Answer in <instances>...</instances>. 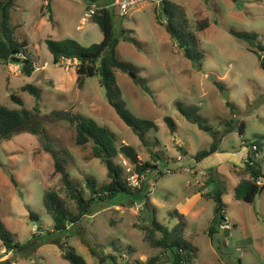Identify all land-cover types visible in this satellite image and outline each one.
Instances as JSON below:
<instances>
[{"label": "rangeland", "instance_id": "374dc122", "mask_svg": "<svg viewBox=\"0 0 264 264\" xmlns=\"http://www.w3.org/2000/svg\"><path fill=\"white\" fill-rule=\"evenodd\" d=\"M173 1L182 6L190 29L196 33L203 56L201 67L183 54L165 29L159 0H138L126 11L115 7L117 55L129 65L127 71L115 69L121 97L132 113L151 118L157 124L156 129L146 130L140 138L107 101L97 75L86 76L83 84L78 85L77 60L62 58L55 62L47 48V37H71L82 45L102 38L99 23L86 15L89 4L83 0H11L9 25L14 38L26 41L35 68L27 75L19 61L0 60V104L20 107L9 96L15 92L22 105L34 113L31 123L37 124L38 132L26 128L10 139H0V219L16 241H32L28 248L15 252L1 249L0 244V260L10 261L0 264H71L61 256L59 239L81 254L87 264H99L81 237L95 247H103L105 252L110 246L115 247L120 263L129 257L146 260L156 253L160 257L157 264H171L167 254L145 240L148 213L144 203L136 209L141 199L134 193L117 192L109 201L104 200L103 206L86 214L79 223L69 225L67 236L51 230L53 219L43 203V186H50L66 199L68 196L60 173L54 171L45 142L59 153L69 177L85 196L90 195L87 177H93L97 186L111 179L105 164L92 154V142L76 141L74 122L65 110L71 114L79 112L110 127L117 144L132 147L141 161L155 159L159 169L178 163L197 170L196 174L172 169L163 174L151 170L138 175L139 183L132 187L142 185L143 192H149L156 205V218L163 223L172 221L167 211L182 199L183 182L194 181V176L201 174L195 153L208 148L214 138L219 141L217 149L234 152H241L249 142L260 138L262 150L258 159L264 171V68L253 47L230 33V30L256 31L264 42V0ZM200 20H208L201 30L196 27ZM26 82L39 87L38 99L22 90ZM224 91L228 98L224 97ZM177 101L194 105L202 123L215 134L187 119L179 111ZM165 115L173 118L174 130L169 128ZM241 120L243 130L239 131ZM227 127H232L228 133ZM114 161L122 164L124 173L125 164L133 168L121 153ZM214 168L208 186L224 187L222 199L231 225L222 228L219 223L223 219H218L209 235L206 226L212 223L215 203L202 197L195 206L200 208L199 213L188 215L192 242L197 247L190 264H264V191L251 202L238 200L233 186L239 176L228 161L222 160ZM29 209L38 213V220L28 216ZM234 219L236 222L232 223ZM112 240L115 243L111 245ZM12 255L17 258L12 260ZM104 263L109 264L108 259Z\"/></svg>", "mask_w": 264, "mask_h": 264}, {"label": "trees", "instance_id": "16d2710c", "mask_svg": "<svg viewBox=\"0 0 264 264\" xmlns=\"http://www.w3.org/2000/svg\"><path fill=\"white\" fill-rule=\"evenodd\" d=\"M87 4L111 0H83ZM11 0H0V60L13 59L20 62L21 70L29 75L35 68V64L26 47L25 40H17L13 36V30L9 25V6ZM106 4V3H105ZM159 6L164 15V26L170 36L177 42L183 54L188 57L197 67L202 66L203 56L199 49V43L196 33L190 29L187 16L182 6L173 0H159ZM115 7L112 5L96 8L91 14V18L99 23L102 31V38L97 42H92L88 45H82L77 40L71 37L55 39L47 37L45 39L47 48L52 53L53 61L57 62L62 58L76 59L75 71L76 81L78 85L83 84L86 76L97 75L100 84L104 87L107 101L114 108L118 116L127 124L133 127L134 131L143 137V133L150 129H156L157 124L154 120L147 117H140L132 113L126 106L125 101L121 97V90L116 82L115 69L127 71L129 65L119 60L117 55L118 36L113 30V16ZM208 25V20H200L196 23L197 29H204ZM230 33L245 39L257 53L260 65L264 68V42L259 38L256 31L249 30H230ZM21 54L22 56H18ZM214 82L222 89L221 84L214 79ZM146 90H149L146 85H143ZM22 90H27L36 99L40 96V89L33 83L26 82L21 86ZM9 96L20 107H8L0 104V139H10L19 130H29L38 132L37 124L31 123L34 113L22 105V99L15 92H10ZM37 104V101L36 103ZM176 105L179 111L189 120L195 121L199 128L215 134L207 124L202 123L200 116L197 114V109L194 105H188L181 101H177ZM35 108V107H34ZM70 121L74 122L76 130V141L78 143L92 142V154L98 157L108 168V173L111 179L97 186L96 180L93 177L86 178L87 187L90 190V195H84L80 189L69 177V172L65 169L63 160L59 153L47 143L44 147L50 152L53 158L54 171L59 172L63 184L66 188L68 199L59 195V193L50 186H43V203L46 211L53 219L54 232L64 233L68 235L69 225L79 223L86 214H90L94 209L103 206L105 201L117 192H130L137 194L144 201V210L148 213V224L145 226L144 238L149 244L160 249V253L167 254L171 264H190L196 255L197 247L184 237V229L186 220L184 216L176 209L171 211L175 214L178 220L172 225L167 226L159 221L155 215V208L149 202V197L146 192H143L142 185L132 187L126 180V173L122 164L115 162L119 153L124 155L132 163L135 171L139 175H144L145 172L160 169L156 160L141 161L136 150L126 144L118 145L114 131L104 124H99L93 118L82 115L79 112L69 113ZM164 119L171 130L175 129V122L169 115H165ZM232 127H227L226 132ZM238 130H243V121H239ZM219 141L214 138L208 148L200 149L195 153V159L200 160L202 157L214 151L218 146ZM255 143L257 151L262 149V141L260 138H255L248 145ZM153 151L150 152L152 156ZM259 157L253 158L247 154L245 159L243 172L246 176H242L234 186V197L239 200L252 201L257 193L264 188L262 184H257L258 177H264V172L261 169ZM123 172V173H122ZM12 182H16L13 176L10 177ZM210 194L214 200L212 223L209 224L207 232L212 235L215 230V223L218 219H223L224 215L222 208L224 202L222 200V187L213 188ZM105 200V201H104ZM72 201V203H71ZM73 204V206H72ZM28 216L33 220H38L39 215L36 211L29 209ZM39 227V225H37ZM80 237V235H79ZM81 241L87 246L90 253L98 258L99 264H105V259H108L109 264H157L160 257L154 253L146 260L125 258L122 263L117 260V255L114 253L115 247H109L107 252L103 247H95L83 237ZM115 241H111V245ZM0 244L5 250L15 252L28 248L32 241L19 242L14 239L13 233L5 226L0 219ZM61 246V256L67 259L71 264H87L85 258L77 253L72 246L64 245V242L59 239ZM105 247V246H104ZM12 260L17 258V255H12ZM1 263H9V258L0 260Z\"/></svg>", "mask_w": 264, "mask_h": 264}, {"label": "crops", "instance_id": "0c3cea01", "mask_svg": "<svg viewBox=\"0 0 264 264\" xmlns=\"http://www.w3.org/2000/svg\"><path fill=\"white\" fill-rule=\"evenodd\" d=\"M229 131H231V130H228L226 133H228ZM218 146H219V143H218ZM218 146H217V148H218ZM217 148L214 151H212L211 153L202 157L200 160H196L197 165L200 166V171H199L201 173L200 176H197V175L194 176V181L185 180L183 182L182 187L185 190V193H184L182 199L178 200L175 203L174 208H171L167 211L168 215L172 218V221L170 219H168L169 224L165 223L169 227L172 226L178 220L177 215L171 214L170 213L171 211L176 209L179 213H181L184 216V218L186 220V226L184 229V237L186 239H188L190 242H192V232L193 231H191L189 229L190 221H189L188 215L190 214L191 216H194V215H197L199 213L200 208L199 207L195 208V206H198V201L200 199H202V197L213 199L212 196L210 194H207V193L214 190L213 188H210L208 186L209 180H211L213 177V173H214L213 169H215L214 166H216V164H221L222 160L228 161L231 168H233V170L235 171V174L237 176H239V177H237V180L234 183V186L242 176H246V174H244V172H243V166H244L245 159L247 158V154H248V144L245 146V149L242 150L241 152H234L231 150L230 151H221ZM166 167H171L173 169V172H175L177 170H183V171H190L193 174L197 173V170L195 168L187 166L189 170H185L184 167H186V166L181 167L180 164H178V163L171 165V166L167 165ZM161 171H162V169H160V172H157V173L163 174L164 172H161ZM234 186H233V189H234ZM222 188H224V187H222ZM263 189L261 190L262 192L264 191ZM223 190H225V189H223ZM167 191H170L171 193H173V191H171L168 188H167ZM259 193H257V194H259ZM147 194L149 197V202L152 206H154L155 212H156V207H155L156 205L154 204L152 198H150L149 192ZM221 197H222V195H221ZM241 201L251 202V201H244V200H241ZM201 206H202V203H201ZM225 207H226V205L224 203V206L222 208V212H223L224 217H226V219L229 220V216L226 215V209L227 208L225 209ZM212 217H213V213H212L210 218L212 219ZM241 218L242 219L244 218L243 214H241ZM234 221L236 222V220L234 219L232 221V223H234ZM208 226H209V224L206 226V231H207ZM210 241H211V239H210ZM3 248L4 247H2L1 249H3Z\"/></svg>", "mask_w": 264, "mask_h": 264}, {"label": "built area", "instance_id": "2783aa9c", "mask_svg": "<svg viewBox=\"0 0 264 264\" xmlns=\"http://www.w3.org/2000/svg\"><path fill=\"white\" fill-rule=\"evenodd\" d=\"M138 0H111L110 2H107L106 4H96V3H91L89 4V8H88V11L86 12V15L89 16L91 15L94 10L96 8H99L101 7L102 5L104 6H107V5H112V6H117V8L120 9V11H126L127 8L137 2ZM259 153L257 151V146L255 143L251 144V145H248V154L253 157V158H256V157H259ZM178 157H180L178 155ZM126 165V180L128 182V184L130 186H135L139 183V179H138V172L134 170V168H132V166L130 165ZM184 169H188L187 167H184ZM172 168H169V167H166L164 169H162L161 172H171ZM173 171V170H172ZM264 181V177H258L256 179V183L257 184H262ZM144 203L143 200L139 201L136 203V209L139 210L140 207L142 206V204ZM219 226L222 227V228H228L230 227V223L228 222V220L226 219V217L223 218V221L219 223Z\"/></svg>", "mask_w": 264, "mask_h": 264}, {"label": "water", "instance_id": "95a60500", "mask_svg": "<svg viewBox=\"0 0 264 264\" xmlns=\"http://www.w3.org/2000/svg\"><path fill=\"white\" fill-rule=\"evenodd\" d=\"M133 75V74H132ZM224 97L228 98V93L226 91H224Z\"/></svg>", "mask_w": 264, "mask_h": 264}]
</instances>
